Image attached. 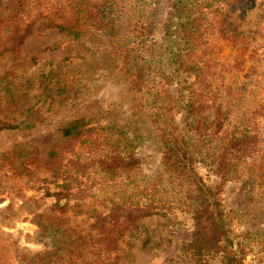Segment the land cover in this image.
<instances>
[{"label": "rangeland", "instance_id": "obj_1", "mask_svg": "<svg viewBox=\"0 0 264 264\" xmlns=\"http://www.w3.org/2000/svg\"><path fill=\"white\" fill-rule=\"evenodd\" d=\"M14 1L0 0V125L18 124L0 129V264H80L74 258L81 245L56 240L53 220L41 219L53 222V230L44 232L34 220L52 212L46 191L55 190V179L71 180L72 200L90 205L82 214L69 210L68 221L59 223L89 231V237L95 234L91 221L82 218L93 206L106 211L109 199L143 197V181L160 171L161 143L144 105L159 93L161 69L170 75L163 87L169 90L166 101L186 131L193 77L186 65L179 67V56H199L198 67L217 72L202 99L227 107L229 131L257 135L264 162V0H115L111 7L93 6L91 21L82 23L77 37L54 26L69 15V0ZM197 24L192 40L188 28ZM143 48L150 49L151 70L134 85L129 74L144 63ZM73 121L81 125L78 134L63 136ZM88 135L101 146L82 142ZM102 150L138 159L132 183L104 178L96 165ZM78 154L83 172L73 163ZM196 166L208 184L218 182L202 163ZM258 174L219 185V198L234 217L232 228L248 233L257 251L264 250V173ZM192 223L178 208L140 218L119 234L114 262L191 264L181 247L191 238ZM86 250L83 264H92L93 249Z\"/></svg>", "mask_w": 264, "mask_h": 264}, {"label": "trees", "instance_id": "obj_2", "mask_svg": "<svg viewBox=\"0 0 264 264\" xmlns=\"http://www.w3.org/2000/svg\"><path fill=\"white\" fill-rule=\"evenodd\" d=\"M114 1L102 0L100 3L99 0L96 2L95 0H69V15L65 21L54 24V26L60 31H66L67 34L77 37L81 32L82 23L91 21L94 15L93 6L111 7ZM19 3L18 0L14 1L16 5ZM129 25H131L130 22H128ZM132 25L133 27L128 28L129 32L135 33L136 21ZM198 28L199 24L188 28L192 40L197 37L195 29ZM143 47H145L144 44ZM142 51L144 63L136 68L135 72L129 74L134 77V85H140L143 81V74L151 70V63L146 56L150 53V49L143 48ZM183 58L184 56L178 58L179 67L186 65L188 67L186 70H189L193 77L188 86L190 95L185 103L188 113L186 128L184 127L186 131L179 127L174 118L173 107L170 102L166 101V94L169 90L163 87L168 84L170 75L162 69L158 71L160 82L164 79L160 83L159 93L156 94L155 100L147 104L149 110H147V105H144L147 120L158 131L162 150L160 171L156 175L157 180L154 178L145 182L142 180L144 186L139 193L143 197L138 200H133L130 196L112 198L103 205L107 208L106 211L98 210L97 206H93L91 210L85 212L86 215L83 216L82 221H91L88 228L95 232L90 238L89 231L85 234L80 231L77 233L76 229L71 230L59 223L60 220L68 221L66 217L64 218V214L69 210L82 214L81 209L90 207L82 200H72L75 196L70 191L72 189L71 180L64 178L59 182L55 179V190L51 194L48 190L46 191V195L53 197L49 205V211L52 212L36 214L34 220L40 232H44L45 228L53 230L50 226L53 222L45 224L41 220L43 217L53 220L56 227L53 237L56 240L59 242L68 240L71 244L81 245L80 255L74 258L80 264L84 263L82 251H87L88 247L93 249L90 258L93 260L92 264H117L116 261L114 262L117 255L113 250L119 234L140 218L162 214L172 208H178L191 215L193 221L191 238L181 247L191 264H264V258L257 259L256 257L264 254V250L253 249V239L248 238V233L234 231L232 228L234 217L224 208L219 198L221 183L237 179L244 174L264 173L261 170L264 162H259L261 156L257 135L247 131L226 129L227 107L225 108L216 99L210 102L202 99L203 93L210 91L217 72L208 67H198L199 56L188 55L185 60ZM207 109L212 112L209 113ZM80 126L79 121L70 122L63 129V136L78 134ZM17 127L18 124L13 121L2 122L0 125L1 130ZM85 141L88 145L101 146L102 143L98 138L90 135L82 139V142ZM53 154L54 151L50 152V155ZM79 158L78 154L73 163H77L79 170L83 172L84 163L76 162ZM197 162L202 163L207 171L218 177L216 184H208L204 180L197 170ZM136 164H138V159L132 154L102 150L96 165L103 172L105 179L115 181L116 177H120L122 180L129 179L128 182H133L132 176L136 171ZM159 176L160 178H157Z\"/></svg>", "mask_w": 264, "mask_h": 264}]
</instances>
